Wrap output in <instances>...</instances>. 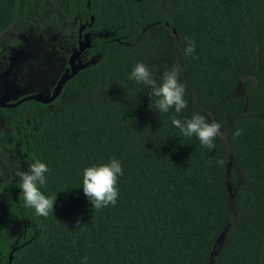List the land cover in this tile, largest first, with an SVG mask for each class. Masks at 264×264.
Instances as JSON below:
<instances>
[{
    "label": "trees",
    "instance_id": "trees-1",
    "mask_svg": "<svg viewBox=\"0 0 264 264\" xmlns=\"http://www.w3.org/2000/svg\"><path fill=\"white\" fill-rule=\"evenodd\" d=\"M45 1L0 0V35ZM50 1L111 35L95 38L98 61L65 83L26 143L56 202L45 217L22 198L0 201V264L18 238L11 264H264V0ZM141 61L157 80L179 69L181 113L149 109L150 90L128 79ZM193 112L217 121L226 143L209 151L183 137L171 120ZM111 157L123 169L117 203L92 208L83 169Z\"/></svg>",
    "mask_w": 264,
    "mask_h": 264
},
{
    "label": "flooded vegetation",
    "instance_id": "flooded-vegetation-1",
    "mask_svg": "<svg viewBox=\"0 0 264 264\" xmlns=\"http://www.w3.org/2000/svg\"><path fill=\"white\" fill-rule=\"evenodd\" d=\"M91 16L94 15L89 14L88 19H83L76 14L74 29L73 24H69V18L62 16L65 30L68 31L62 43L47 44L44 54H39L31 45L19 43L0 64V102L3 100L5 104L0 106V201L9 198L16 201L19 198L17 173L26 170L35 159L27 152L26 143L44 119V111L50 112L57 98L50 102H43L41 99H49L61 78L68 71L71 72L73 67L80 64L87 67L98 61L100 52H93V42L96 37L111 35L109 31L102 29L94 31L92 26L95 19L90 25ZM83 25L85 27L81 30ZM87 33H90L92 44L78 55L80 43ZM52 59L58 63L55 69H50ZM64 85L65 83L62 89ZM6 110H14L15 118L12 113L4 114ZM28 118L30 120L25 122ZM26 225L30 226L31 223ZM25 243H21L18 238L10 244L7 264L10 257L13 260V253Z\"/></svg>",
    "mask_w": 264,
    "mask_h": 264
},
{
    "label": "clouds",
    "instance_id": "clouds-1",
    "mask_svg": "<svg viewBox=\"0 0 264 264\" xmlns=\"http://www.w3.org/2000/svg\"><path fill=\"white\" fill-rule=\"evenodd\" d=\"M195 50V41L190 37H184V55L192 56ZM128 79L150 90L149 109L158 115L168 113L170 110L179 114L187 106L184 98L185 84L180 81L177 67L163 71L157 80L153 77L149 66L142 61L136 62L128 73ZM171 123L183 137L195 136L200 145L209 151L215 147V138L222 135L221 125L215 120L206 119L199 112H193L190 117L183 119L173 117ZM241 132V128H236L232 135L236 137ZM47 172V164L35 158L26 170L17 173L19 199L22 198L23 205L32 209L37 216L46 217L50 210L54 211L56 196L46 195L42 191L47 182ZM121 175H123L122 164L116 157L83 169L80 187L92 208L100 209L116 205L119 195L117 184ZM75 243L74 238L73 244ZM87 262L88 257L83 256L81 264H87Z\"/></svg>",
    "mask_w": 264,
    "mask_h": 264
},
{
    "label": "rangeland",
    "instance_id": "rangeland-1",
    "mask_svg": "<svg viewBox=\"0 0 264 264\" xmlns=\"http://www.w3.org/2000/svg\"><path fill=\"white\" fill-rule=\"evenodd\" d=\"M62 16L56 3L50 0L44 2L41 12L33 20L29 21L24 16H21L17 22L12 24L0 35V64L4 62L6 56L19 43L31 45L38 53L40 52L39 54H44L45 46L49 43H62L68 32L65 30L64 19H61ZM75 17L76 15H73V18L67 17L69 18V24H73L72 29H74ZM50 37L52 38L50 39ZM51 62L50 69H55L58 63L54 59ZM238 92L244 93V81L240 83ZM48 112V110L44 111V118ZM29 120L28 118L25 122ZM222 138L226 143L224 133H222ZM230 159L232 160L231 157ZM233 190L234 188L230 187L231 194ZM232 212L235 214L234 206H232ZM221 240L222 236L218 245L221 243Z\"/></svg>",
    "mask_w": 264,
    "mask_h": 264
},
{
    "label": "water",
    "instance_id": "water-1",
    "mask_svg": "<svg viewBox=\"0 0 264 264\" xmlns=\"http://www.w3.org/2000/svg\"><path fill=\"white\" fill-rule=\"evenodd\" d=\"M90 4H91V1L89 0L88 1V7H90ZM94 19H95V17L94 16H91V23H90V25H92V22L94 21ZM84 25L81 27V30H83L84 29ZM174 31H175V29H174ZM91 41H92V39H91V37H90V33H87L86 34V36H85V39L83 40V41H81V43H80V48L78 49V51H77V54L78 55H80L82 52H83V50L84 49H86V48H88V47H90L91 46ZM73 59V58H72ZM86 65H84V64H80V65H77L76 67H73V69H72V71L71 72H67V74L66 75H64L62 78H61V80H60V82L58 83V85H57V87H56V89H55V91H54V93L52 94V96L49 98V99H47V100H45V99H41L43 102H50V101H52V100H54L55 98H57V96L60 94V92H61V90H62V86H63V84L64 83H66L70 78H72L77 72H79V70L81 69V68H83V67H85ZM38 99H40L39 97H38ZM4 101L2 100L1 102H0V106H5V104L3 103ZM11 262H12V258L10 257V261H9V264H11Z\"/></svg>",
    "mask_w": 264,
    "mask_h": 264
}]
</instances>
